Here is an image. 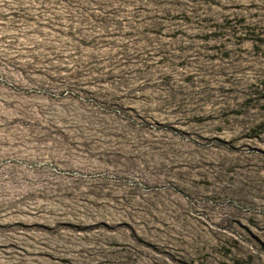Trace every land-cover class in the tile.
Wrapping results in <instances>:
<instances>
[{"label": "rangeland", "instance_id": "rangeland-1", "mask_svg": "<svg viewBox=\"0 0 264 264\" xmlns=\"http://www.w3.org/2000/svg\"><path fill=\"white\" fill-rule=\"evenodd\" d=\"M6 77L0 152L109 171L0 169V264H264V0H0Z\"/></svg>", "mask_w": 264, "mask_h": 264}, {"label": "bare ground", "instance_id": "bare-ground-1", "mask_svg": "<svg viewBox=\"0 0 264 264\" xmlns=\"http://www.w3.org/2000/svg\"><path fill=\"white\" fill-rule=\"evenodd\" d=\"M6 79L11 84V88H4L0 90V117L11 121L20 120L26 116H31L34 119H40V107L37 104L40 103L47 105L50 101V99L43 93L38 92V90L43 89L41 84L18 78L6 77ZM10 149L0 152V169L2 171H8L17 166H21V177L28 180H31L34 178L35 174H38L41 170H43L48 176V178L46 177L43 181L68 186L75 182H86L92 179H99L100 177L98 174H104L106 171H109V169L99 164H89L86 166L76 161L64 160L59 162L54 160L50 155H40L33 152L27 153V151L24 153L21 149ZM36 163H41L43 166L41 165L42 167H35L34 164ZM44 165H48L51 168ZM29 166L32 168L31 171H27ZM68 188L70 187L68 186Z\"/></svg>", "mask_w": 264, "mask_h": 264}]
</instances>
